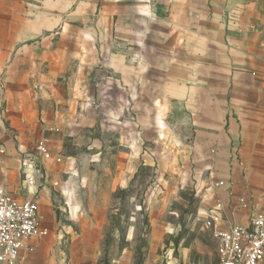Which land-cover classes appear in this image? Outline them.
<instances>
[{
	"label": "crops",
	"instance_id": "0c3cea01",
	"mask_svg": "<svg viewBox=\"0 0 264 264\" xmlns=\"http://www.w3.org/2000/svg\"><path fill=\"white\" fill-rule=\"evenodd\" d=\"M0 15L19 132L113 150L118 188L152 171L149 206L189 193L234 223L239 198L264 209V0H0Z\"/></svg>",
	"mask_w": 264,
	"mask_h": 264
},
{
	"label": "rangeland",
	"instance_id": "374dc122",
	"mask_svg": "<svg viewBox=\"0 0 264 264\" xmlns=\"http://www.w3.org/2000/svg\"><path fill=\"white\" fill-rule=\"evenodd\" d=\"M2 21L0 15V28ZM5 93L4 87L0 99L5 98L7 111ZM28 124L27 130L19 132L6 122L15 136L8 135L4 142L0 184L10 189L22 183L19 161L33 154L38 140L35 125ZM114 144L108 140L110 147ZM50 150L61 162L44 163L47 182L41 190L39 213L48 234L31 241L34 249L25 253L24 264L216 263V241L202 228L198 202L189 193L149 206L146 194L152 171L139 170L122 189L113 184V150L104 155L106 162H99L102 155H96L95 148L87 150L71 142L65 143L64 153ZM54 182L58 185L53 186Z\"/></svg>",
	"mask_w": 264,
	"mask_h": 264
},
{
	"label": "built area",
	"instance_id": "2783aa9c",
	"mask_svg": "<svg viewBox=\"0 0 264 264\" xmlns=\"http://www.w3.org/2000/svg\"><path fill=\"white\" fill-rule=\"evenodd\" d=\"M5 84L0 83L3 95ZM0 165L6 156L3 134L15 136L6 126L5 98L0 99ZM21 153V152H20ZM60 163L46 141L41 138L33 154H25L19 161L23 177L19 187L10 189L0 184V264H24L25 253L33 251L31 241L48 234L41 225L39 198L47 182L44 163ZM58 183L54 182L53 186ZM224 182L213 183L206 190L219 189ZM238 207L247 211L244 222H230L224 205L216 201L212 207L200 212L202 228L210 231L216 241L215 264H264V209L249 207L244 198H239ZM69 212V209H68Z\"/></svg>",
	"mask_w": 264,
	"mask_h": 264
}]
</instances>
